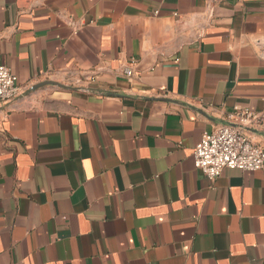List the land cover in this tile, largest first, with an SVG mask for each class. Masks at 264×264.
Segmentation results:
<instances>
[{"label":"crops","instance_id":"crops-1","mask_svg":"<svg viewBox=\"0 0 264 264\" xmlns=\"http://www.w3.org/2000/svg\"><path fill=\"white\" fill-rule=\"evenodd\" d=\"M0 63V264H264V171L192 158L264 109V0H0Z\"/></svg>","mask_w":264,"mask_h":264},{"label":"built area","instance_id":"built-area-1","mask_svg":"<svg viewBox=\"0 0 264 264\" xmlns=\"http://www.w3.org/2000/svg\"><path fill=\"white\" fill-rule=\"evenodd\" d=\"M124 73L127 77L133 75L130 68H125ZM20 91L17 76L0 63V104L16 100ZM227 119V123L204 132L193 148L194 168L210 181L224 169L264 171V150L248 135L250 129L264 132V109L253 112L235 108Z\"/></svg>","mask_w":264,"mask_h":264},{"label":"water","instance_id":"water-1","mask_svg":"<svg viewBox=\"0 0 264 264\" xmlns=\"http://www.w3.org/2000/svg\"><path fill=\"white\" fill-rule=\"evenodd\" d=\"M45 85H57V86H61L60 84L53 82V81H46V82H42L40 84H38L37 86H35L34 89L45 86Z\"/></svg>","mask_w":264,"mask_h":264}]
</instances>
